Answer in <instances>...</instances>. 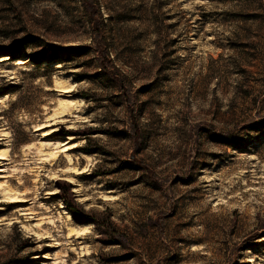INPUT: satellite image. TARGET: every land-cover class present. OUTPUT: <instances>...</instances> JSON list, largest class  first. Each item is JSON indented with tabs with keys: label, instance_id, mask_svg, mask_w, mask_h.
Returning <instances> with one entry per match:
<instances>
[{
	"label": "rangeland",
	"instance_id": "374dc122",
	"mask_svg": "<svg viewBox=\"0 0 264 264\" xmlns=\"http://www.w3.org/2000/svg\"><path fill=\"white\" fill-rule=\"evenodd\" d=\"M0 96V264H264V0H0Z\"/></svg>",
	"mask_w": 264,
	"mask_h": 264
},
{
	"label": "bare ground",
	"instance_id": "6f19581e",
	"mask_svg": "<svg viewBox=\"0 0 264 264\" xmlns=\"http://www.w3.org/2000/svg\"><path fill=\"white\" fill-rule=\"evenodd\" d=\"M2 99V96H0V100ZM70 105V101H67V100H62L61 101V111H59L62 115H64L66 112H65V109ZM63 140H65V142L69 143L70 142V139H72L73 137L72 136H64L62 137ZM64 142V143H65ZM54 144H58L59 142L56 141V142H53ZM56 151H52L49 153L50 156L52 157H55L56 156ZM4 191H6V193L4 194V196H6L8 198V202H13V201H16V200H20L19 199V195L16 194L15 192H11V188L6 185L2 188Z\"/></svg>",
	"mask_w": 264,
	"mask_h": 264
}]
</instances>
